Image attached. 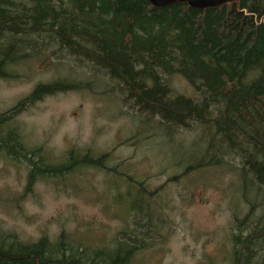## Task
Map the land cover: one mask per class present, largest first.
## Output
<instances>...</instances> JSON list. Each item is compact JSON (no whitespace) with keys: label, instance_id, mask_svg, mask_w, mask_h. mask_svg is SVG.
Masks as SVG:
<instances>
[{"label":"rangeland","instance_id":"obj_1","mask_svg":"<svg viewBox=\"0 0 264 264\" xmlns=\"http://www.w3.org/2000/svg\"><path fill=\"white\" fill-rule=\"evenodd\" d=\"M45 48L12 68L17 78H0V113L37 84L64 79L81 85L43 96L10 123L23 145L40 148L48 161L89 151L106 154L114 171L84 166L61 178H36L27 188L26 162L0 153V231L26 243L64 232L92 248L140 232L144 242L132 264H227L235 218L251 207L252 222L264 213L260 188L251 178L243 184L240 151L219 144L210 125L182 128L138 113L102 70L54 45ZM168 80L173 94L197 98L180 76ZM197 163L201 168L186 171ZM138 192L145 213L137 215L130 208ZM148 218L149 227L141 229Z\"/></svg>","mask_w":264,"mask_h":264},{"label":"trees","instance_id":"obj_2","mask_svg":"<svg viewBox=\"0 0 264 264\" xmlns=\"http://www.w3.org/2000/svg\"><path fill=\"white\" fill-rule=\"evenodd\" d=\"M49 45L102 70L138 113L182 128L192 122L213 127L219 144L240 151L243 184L251 178L264 205V0L205 9L180 2L154 7L148 0H0V78H17L12 68ZM174 75L197 98L173 94L168 79ZM79 87L64 79L40 83L0 113V153L26 162L27 188L36 178H61L84 166L114 171L106 154L89 151L48 161L40 148L25 147L10 123L43 96ZM192 166L186 171L202 163ZM139 193L130 208L137 215L145 213ZM252 210L234 220L227 264H264V213L252 222ZM147 220L138 226L148 228ZM139 234L92 248L64 232L26 243L0 231V264H132L144 242Z\"/></svg>","mask_w":264,"mask_h":264},{"label":"water","instance_id":"obj_3","mask_svg":"<svg viewBox=\"0 0 264 264\" xmlns=\"http://www.w3.org/2000/svg\"><path fill=\"white\" fill-rule=\"evenodd\" d=\"M149 3L154 7H165L173 3H186L191 8L205 9L217 7L221 4L228 3L232 0H148Z\"/></svg>","mask_w":264,"mask_h":264}]
</instances>
